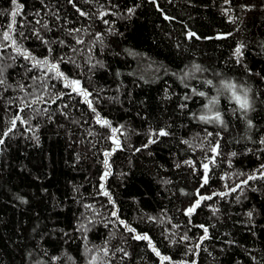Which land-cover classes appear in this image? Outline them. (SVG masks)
<instances>
[{"label": "trees", "instance_id": "obj_1", "mask_svg": "<svg viewBox=\"0 0 264 264\" xmlns=\"http://www.w3.org/2000/svg\"><path fill=\"white\" fill-rule=\"evenodd\" d=\"M0 45V264H264V0H0Z\"/></svg>", "mask_w": 264, "mask_h": 264}, {"label": "snow or ice", "instance_id": "obj_2", "mask_svg": "<svg viewBox=\"0 0 264 264\" xmlns=\"http://www.w3.org/2000/svg\"><path fill=\"white\" fill-rule=\"evenodd\" d=\"M225 2L227 3L228 0H225ZM12 3L13 5H16L17 3V0H12ZM19 7L20 6H17V8L13 11L12 15H13V19L15 18V16L17 15L18 11H19ZM133 10L132 9H129V12H132ZM81 15H85L84 13H81ZM101 15H104V13H101ZM231 19V17H230ZM13 31V28H12V25H9V30L8 31H5L3 33V41H11V44L15 46L16 44V41L12 38L11 36V32ZM192 35H194V33H189V36L191 37ZM44 43H47V41H44ZM63 43V42H61ZM77 43H81V41L77 40ZM0 46H5V45H0ZM243 47V45H240L237 47L236 49V54L239 56L241 54V48ZM15 51L19 54V55H23L24 58L26 60H33V67H44V66H47V69H48V72L50 73H54L55 74V77L58 78V79H63L65 81V87H69L71 88V90L73 92H76L77 94L79 95H82L83 97H85V102L88 103L89 107L92 108V111L95 112V108L92 107V102L87 100V97L90 95V93L87 92V90L83 89L81 87V82L79 80H69L68 77H66L64 75L63 72L60 71L59 69V62L57 63H50V61L48 60L47 57H45L43 60H36L34 57H32L31 53L28 52L27 50H21L19 47H16L15 48ZM52 49H49V52H51ZM63 58H61L62 60ZM2 71L3 70H0V74H2ZM44 75H47V73H45ZM4 83V80L0 79V84H3ZM209 84H211L212 82L211 81H208ZM223 84V87L225 89H228V90H231V99L235 101L236 105L238 106V110H241L242 112H247L250 107H251V104H250V101L247 97V92L245 91L244 95H240L237 93L236 91V88L237 86L235 84H232V83H225V82H222ZM47 87V85H45V88ZM200 96H204L205 93L203 92H200L199 93ZM37 99H42V97H38ZM35 102V101H33ZM54 102V101H53ZM217 103V100L216 98H213L212 100L209 101V104L208 105H205V108H207L209 111H212V107ZM97 120L96 122L98 124H101L102 126H109L110 127V123L109 121L107 120H101L99 118V114L97 113ZM199 119L201 121H205V122H208V123H212V122H215V121H220V113L217 111L214 113V115L212 116H207V115H201L199 117ZM17 121H21L22 123H27V121H23L21 120V117L19 115L15 116L14 119L11 121V127L8 128L4 133H3V137H7L9 135V133L12 132L13 129L16 128V124H17ZM249 124H251V122L249 121ZM112 131L115 133L116 131H118V129H115L113 128ZM158 135L160 136H166L168 135V133L164 130H160V132L158 133ZM211 135V134H209ZM3 137H0V144H3L4 143V139ZM113 142L114 144H116L117 147H119V141L116 140L114 137H113ZM155 141H152L150 140L149 143H154ZM185 143H187V141H185ZM262 143H264V141H262ZM145 147H147V145H145ZM218 147L219 145L217 144L216 146L212 147L211 148V151L213 153H217V150H218ZM108 155H110V153H105V156L107 157ZM233 155H235V153H233ZM107 159L105 160V165L107 166ZM186 163L188 164H191L192 161H186ZM203 168H204V171H205V175H204V184H206L208 182V168H209V165L208 164H204L203 165ZM109 173L106 172L105 173V177H102L101 179H105L106 176L108 175ZM256 177L254 176H249L248 179L251 180V179H255ZM247 180L243 181L244 184H247ZM203 186V185H202ZM237 188L240 187V185H237L236 186ZM101 188L103 189V184H101ZM232 191H235V189H231ZM103 195L105 196H109V193L107 191H104L103 192ZM220 195H225V193H221ZM110 198V196H109ZM204 199H211V197H200V200H197L196 203L189 207L186 211V215H191L196 207L199 206L201 200H204ZM113 215H116V213L114 212ZM249 216H251V213L248 214ZM152 219V218H150ZM121 223L123 224L124 222L121 221ZM81 227H84L83 225ZM203 227V226H201ZM125 228L130 231V232H135V229L129 227L128 225L125 224ZM207 228L204 229V233L205 235L201 237V240L203 239H206L207 238ZM134 239L136 240H146L148 241V244H149V247L152 249L153 252L156 253L157 256H160V253L157 251V249L155 248V246L152 244L150 238L145 234V235H140V234H137L133 237ZM185 239H187V237H185ZM105 253H107V250L105 249ZM125 255H127V253H125ZM93 259H95V257H93ZM169 258L166 257V256H161V261H165V260H168Z\"/></svg>", "mask_w": 264, "mask_h": 264}, {"label": "water", "instance_id": "obj_3", "mask_svg": "<svg viewBox=\"0 0 264 264\" xmlns=\"http://www.w3.org/2000/svg\"><path fill=\"white\" fill-rule=\"evenodd\" d=\"M39 103L42 104V103H44V102L41 101V102H39Z\"/></svg>", "mask_w": 264, "mask_h": 264}]
</instances>
